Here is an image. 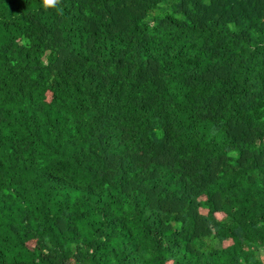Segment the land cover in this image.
<instances>
[{"label": "trees", "instance_id": "trees-1", "mask_svg": "<svg viewBox=\"0 0 264 264\" xmlns=\"http://www.w3.org/2000/svg\"><path fill=\"white\" fill-rule=\"evenodd\" d=\"M0 264H264V0H0Z\"/></svg>", "mask_w": 264, "mask_h": 264}, {"label": "clouds", "instance_id": "clouds-1", "mask_svg": "<svg viewBox=\"0 0 264 264\" xmlns=\"http://www.w3.org/2000/svg\"><path fill=\"white\" fill-rule=\"evenodd\" d=\"M60 0H43V5L47 7H55L59 4Z\"/></svg>", "mask_w": 264, "mask_h": 264}]
</instances>
